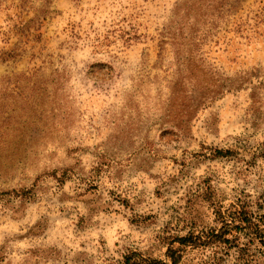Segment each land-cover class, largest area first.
<instances>
[{
	"label": "rangeland",
	"instance_id": "obj_1",
	"mask_svg": "<svg viewBox=\"0 0 264 264\" xmlns=\"http://www.w3.org/2000/svg\"><path fill=\"white\" fill-rule=\"evenodd\" d=\"M234 207L264 214V0H0V264H264Z\"/></svg>",
	"mask_w": 264,
	"mask_h": 264
},
{
	"label": "trees",
	"instance_id": "obj_2",
	"mask_svg": "<svg viewBox=\"0 0 264 264\" xmlns=\"http://www.w3.org/2000/svg\"><path fill=\"white\" fill-rule=\"evenodd\" d=\"M217 219L224 223V226H229L233 222H240L244 228L253 230L256 229V232L254 233L255 236H258L260 238L264 237V214L257 217V215H253L252 212L244 210V207L239 209L238 207H234L232 211L228 215L223 214L222 210L216 211ZM239 225V224H238ZM263 226V227H261ZM212 238L220 237L217 233H212ZM179 244L182 245H188L193 241V234H189L188 236H183L177 239ZM195 243V242H194ZM174 250L168 249V254L173 256L172 253ZM175 261V257H172ZM121 264H166L162 263L160 261L155 260H149L147 261L138 252L130 251L129 253L125 254L123 256V261Z\"/></svg>",
	"mask_w": 264,
	"mask_h": 264
}]
</instances>
